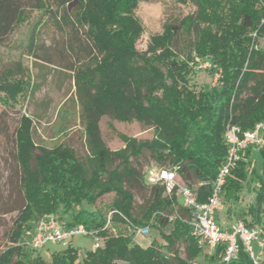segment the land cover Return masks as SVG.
<instances>
[{
  "label": "trees",
  "instance_id": "1",
  "mask_svg": "<svg viewBox=\"0 0 264 264\" xmlns=\"http://www.w3.org/2000/svg\"><path fill=\"white\" fill-rule=\"evenodd\" d=\"M157 1L0 0V44L41 12L28 42L21 45L23 54L52 63L46 34L55 54L70 58L66 68L73 74L90 143L84 155L37 145L29 134L31 121L21 113L11 142L23 202L0 264H201L191 212L176 190L165 194L163 185L148 181L146 156L159 167L174 169L199 202L208 200L228 154L227 125L244 133L264 122V0H177L196 10L166 22L164 32L140 51L143 26L136 9L141 2ZM195 56L207 60L213 74L219 72L215 83L192 87ZM24 72L21 60L0 71V88L13 100L22 85L8 80ZM0 104L20 112L1 99ZM105 116L140 121L155 136L130 138L121 149H108L100 128ZM262 137L257 146L260 167L253 166L252 147L246 149L227 177L221 199L231 217L264 236V130ZM245 191L254 194L248 207L242 204ZM109 195L106 215L99 203ZM59 211L70 219L63 221ZM110 213L112 224L106 227ZM46 214L66 226L83 224L101 239V246L81 254L70 245L47 261L39 250L20 244L29 222ZM119 223L151 224L164 242L144 246L133 232L122 233ZM224 253L221 244L209 253L208 264H254L242 244L233 261L226 263ZM259 264H264V253Z\"/></svg>",
  "mask_w": 264,
  "mask_h": 264
},
{
  "label": "rangeland",
  "instance_id": "2",
  "mask_svg": "<svg viewBox=\"0 0 264 264\" xmlns=\"http://www.w3.org/2000/svg\"><path fill=\"white\" fill-rule=\"evenodd\" d=\"M195 10L196 6L193 4H182L177 0L141 2L136 9V15L142 23L143 33L137 42V48L140 51L146 50L152 37L164 32L166 22L181 19ZM41 15V12H35L33 20L19 25L14 34L0 44V71L11 66L17 60H21L25 67L23 76L12 77L8 80L9 83L19 82L22 85L15 100L11 99L8 93L0 88V99L3 102L6 101L7 104L13 105L16 109H20V112L5 109L0 104V253L10 242L7 234L13 227L14 219L18 212L17 208L23 202V195L18 190V164L12 155L11 142L21 113H25L30 119L29 134H31L37 145L49 149L57 147L72 148L77 154L81 155L90 152L86 125L81 119V106L77 96L75 81L72 72L66 68L67 60L70 61V58L63 60L56 55L53 50L54 42H51L46 34L43 35V38H45L50 52L53 53L52 63L37 60L22 52L21 45L28 42L32 22L35 23ZM197 61L200 63L207 62L204 58L195 56V60L191 63L194 69L191 79L192 87L199 89L204 84L215 83L219 72L213 74L208 68H198ZM1 83L0 79V85ZM1 126H4L3 130ZM100 128L104 145L111 150L121 149L125 145L126 140L130 138L146 140L155 136L154 129L140 121H119L110 116L102 118ZM258 149V147L251 149L253 166L256 168L260 167L262 163V157ZM146 157V170L158 166L149 155ZM165 194L167 193L165 192ZM253 197V192L245 191L242 194L243 206L248 207ZM111 202L112 195H109L103 202L99 203L106 215L110 212ZM180 202L183 203L182 197ZM60 215L63 221L70 219L68 215L62 214V211L58 212V216ZM38 220L29 222L27 229L32 230ZM217 220L222 227H228L237 222L236 219L227 213L225 206L219 211ZM148 225L151 228L150 234L148 236L135 234L134 239L137 240L141 237L146 240L144 244L153 240L164 242L159 233L160 230L153 225L151 226V224ZM118 228L122 233L131 232L126 224L119 223ZM94 244V237L88 235H77L71 240V245L78 248L81 254L94 248ZM253 246L257 253L258 245L254 242ZM62 249L64 247L59 243L50 242L37 253L50 262L52 253ZM181 252L184 256L183 248ZM208 256L209 248H201L198 262L208 264Z\"/></svg>",
  "mask_w": 264,
  "mask_h": 264
},
{
  "label": "built area",
  "instance_id": "3",
  "mask_svg": "<svg viewBox=\"0 0 264 264\" xmlns=\"http://www.w3.org/2000/svg\"><path fill=\"white\" fill-rule=\"evenodd\" d=\"M210 63H200L198 68H207ZM264 122L258 123L254 129L241 133L236 125L228 124L224 139L228 144V154L220 165L216 179L213 182L212 193L206 202H199L195 191L179 182L174 169L154 166L148 169L147 178L152 184H161L165 187L167 194L174 190L183 198V206L191 212L189 224L191 234L197 240L200 248H209V253L219 245H225L223 260L229 263L237 258L240 245L249 253L254 264H259L264 253V236L257 228H250L243 222H234L228 227H222L217 215L224 208L221 199V190L232 169L242 158L243 152L250 147H257L263 143L262 132ZM111 215L108 216L106 227H111ZM130 231L136 235L148 236L151 232L150 225H130ZM115 231V230H114ZM77 235H88L94 237V247L101 246V239L94 231L88 230L83 224L66 226L55 215L46 214L42 216L32 230H26L20 244L31 249L42 250L48 243H59L64 248L71 245V240ZM258 245L255 252L253 243Z\"/></svg>",
  "mask_w": 264,
  "mask_h": 264
},
{
  "label": "crops",
  "instance_id": "4",
  "mask_svg": "<svg viewBox=\"0 0 264 264\" xmlns=\"http://www.w3.org/2000/svg\"><path fill=\"white\" fill-rule=\"evenodd\" d=\"M180 196H179V201H180ZM181 203V202H180ZM182 204V203H181ZM144 241H146V240H144V239H142L141 237L140 238H138L137 240H136V242H138V243H140V244H142V245H144V246H148L151 242H147L146 244H144Z\"/></svg>",
  "mask_w": 264,
  "mask_h": 264
}]
</instances>
